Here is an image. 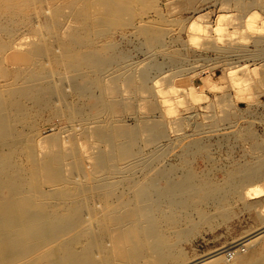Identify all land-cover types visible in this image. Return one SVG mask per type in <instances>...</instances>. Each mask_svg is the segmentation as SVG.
<instances>
[{
    "label": "rangeland",
    "instance_id": "obj_1",
    "mask_svg": "<svg viewBox=\"0 0 264 264\" xmlns=\"http://www.w3.org/2000/svg\"><path fill=\"white\" fill-rule=\"evenodd\" d=\"M68 1L18 0L13 10L0 8V89L6 106L12 103L16 130L5 155L16 150L13 162L40 168V180L54 157L67 156L75 179L61 186L75 188L84 240L96 239L99 221L154 178L159 189L186 179L202 182L183 193L194 194L192 206L165 227L176 242L174 256L189 262L224 247L225 264H235L260 240L250 247L234 241L264 220V202L257 210L247 206L264 200V0H120L129 3L122 17L98 27L74 18ZM53 44L57 49H47ZM36 47L46 50L38 54ZM10 81L15 91L30 92L12 96ZM17 103L24 105L21 114ZM153 124L161 128L154 137L142 128ZM100 130L134 131L136 141L127 134L126 145L111 150ZM79 143L91 159L74 171ZM103 156L112 167L102 171ZM248 166L256 174L251 188L261 194L244 200L228 180ZM100 178L109 185L99 189ZM207 186H220L222 193L208 199ZM43 188L52 193L57 186ZM50 202L65 211L74 201Z\"/></svg>",
    "mask_w": 264,
    "mask_h": 264
},
{
    "label": "bare ground",
    "instance_id": "obj_2",
    "mask_svg": "<svg viewBox=\"0 0 264 264\" xmlns=\"http://www.w3.org/2000/svg\"><path fill=\"white\" fill-rule=\"evenodd\" d=\"M17 1L0 0V8H8L7 10L15 8ZM120 3V0H69L67 7L72 10L74 18H80L84 24H89V27L93 24L98 27L103 24L108 25L122 17V12L127 9L126 6L129 3L122 6L119 5ZM104 7L107 8L105 13L104 10L101 11ZM79 26L81 25L79 24ZM89 32L91 34V30ZM55 47L57 49V45L53 44L47 49L52 50ZM34 50H37L39 54L46 50V47H36ZM0 65H3L2 61H0ZM10 83L12 96L16 93L25 95L29 91H23V88L21 91H15L13 85L16 83L14 81H10ZM5 96V92L0 89V264H225L226 250L224 247L189 262L174 256L176 242L165 227L180 220L179 211L192 206L194 194L190 199L183 197V193L190 188L195 189L199 185L203 186L202 182L196 184L190 179L169 182L168 186L163 189H159V179H152L149 185L139 188L136 197L128 199L124 205H119L114 211L109 213L106 211L107 217L99 221L103 229L96 239L90 237L84 240L83 231L86 221L80 214V206L75 200L76 193L73 191L75 188L72 186L70 191H64L61 186V184L72 185L75 179L73 173L70 174L67 170V156L60 152L59 156L54 157L56 158L55 164L43 181L38 177L42 171L40 168L24 169L20 164L13 162L12 154L14 155L16 150H11L9 156L5 155L4 146L11 144L7 137L16 132L11 124L12 103L8 105L9 107L6 106ZM16 110L20 114L24 112L23 103H17ZM142 128L149 131L153 137L161 129L154 124L144 125ZM127 134L130 135V140L136 139L134 131L116 135H111L106 130L98 131L99 139L107 143L111 150L116 151L126 145L127 141L124 138H128ZM64 143L66 145L67 141ZM68 143L72 146L78 144L75 139ZM15 146L13 144V147ZM79 147V155H76L75 162L71 167L74 171L87 168V161L91 159L87 155L89 148L87 149L86 145L80 143ZM122 159L124 160V158ZM109 162L110 160L104 156L100 158V170L112 167L109 166ZM252 169L253 167H244L241 172H237L239 175L233 173L229 176V185H239L237 192L244 200L260 193L258 188H251L256 176L255 173H249V170ZM102 180L104 179L96 180V183H99L96 184L99 189L109 185L100 183ZM48 184L57 186L58 190L56 188L52 190V193L45 191L43 187ZM92 186H95V183H90L88 188H92ZM205 189L208 199L218 197L222 193L220 186H207ZM53 198L61 199L64 202L69 199L74 202L66 207L65 211H61L60 206L50 202ZM190 200L192 201L190 202ZM198 201L200 202V200ZM262 202L264 200L261 199L248 201L247 206L257 210L262 206ZM185 214L187 215V213ZM262 237H264V220L258 228L234 241L239 246L244 244V246L250 247L260 240L255 246L257 248H252L253 250L246 256H237L235 264H264ZM112 242L115 247L108 246ZM98 252L103 254V259H98Z\"/></svg>",
    "mask_w": 264,
    "mask_h": 264
}]
</instances>
